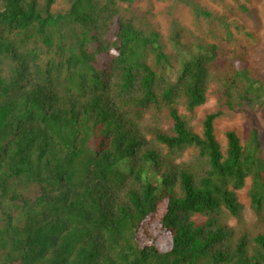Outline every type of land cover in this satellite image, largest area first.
Here are the masks:
<instances>
[{"label":"trees","instance_id":"1","mask_svg":"<svg viewBox=\"0 0 264 264\" xmlns=\"http://www.w3.org/2000/svg\"><path fill=\"white\" fill-rule=\"evenodd\" d=\"M263 27L264 0H0V264H264Z\"/></svg>","mask_w":264,"mask_h":264},{"label":"rangeland","instance_id":"2","mask_svg":"<svg viewBox=\"0 0 264 264\" xmlns=\"http://www.w3.org/2000/svg\"><path fill=\"white\" fill-rule=\"evenodd\" d=\"M142 2L143 1L137 3V5H139V8H145L144 3H142ZM257 5H259V3H257ZM250 21L253 25H255L256 20L252 19ZM249 28H251V27H249ZM251 30L256 31L258 33L263 31V29H253V28H251ZM257 52H259V51H257ZM259 62L262 63L263 61H259ZM256 63H258V62H256ZM216 106L217 105H216L215 100L212 97H210L206 104H204L202 107H200L196 110L195 115H196L197 121L202 120L207 113L216 112V110H217ZM249 117L245 114L243 115V114H235L233 112H227V113L223 114V116L220 119L217 120L216 131H217L219 139L221 140L223 145H225L224 134L228 130L236 131L239 134V136L242 138L243 142L246 139H248L249 132L251 129V125L248 121ZM260 118L258 120V123L260 124V122H261L260 126L263 130L262 136H263V141H264V119L261 118L262 119V121H261ZM247 192H248L247 188L240 190L238 192L239 193V200L244 205V208H245L244 216H245L246 221L253 223V221H255L256 218H255V216L251 210L250 199L248 197ZM231 224H235V221H231Z\"/></svg>","mask_w":264,"mask_h":264}]
</instances>
